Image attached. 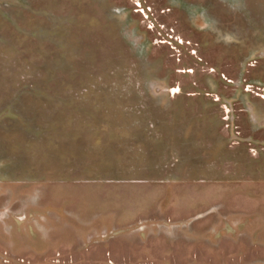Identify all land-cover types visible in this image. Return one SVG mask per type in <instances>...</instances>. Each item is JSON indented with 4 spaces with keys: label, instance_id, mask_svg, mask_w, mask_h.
<instances>
[{
    "label": "rangeland",
    "instance_id": "374dc122",
    "mask_svg": "<svg viewBox=\"0 0 264 264\" xmlns=\"http://www.w3.org/2000/svg\"><path fill=\"white\" fill-rule=\"evenodd\" d=\"M0 264H264V0H0Z\"/></svg>",
    "mask_w": 264,
    "mask_h": 264
}]
</instances>
